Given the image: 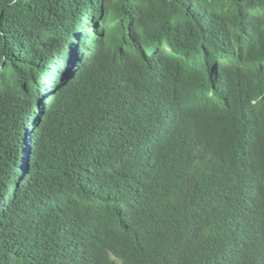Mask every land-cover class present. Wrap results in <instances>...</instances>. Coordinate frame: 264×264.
I'll return each mask as SVG.
<instances>
[{
    "label": "trees",
    "instance_id": "trees-1",
    "mask_svg": "<svg viewBox=\"0 0 264 264\" xmlns=\"http://www.w3.org/2000/svg\"><path fill=\"white\" fill-rule=\"evenodd\" d=\"M0 264H264V0H0Z\"/></svg>",
    "mask_w": 264,
    "mask_h": 264
}]
</instances>
